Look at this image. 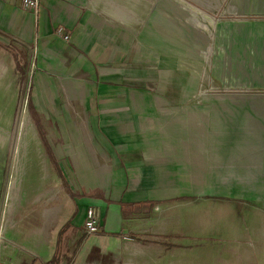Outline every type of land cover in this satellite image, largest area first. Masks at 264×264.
<instances>
[{"label": "rangeland", "instance_id": "obj_1", "mask_svg": "<svg viewBox=\"0 0 264 264\" xmlns=\"http://www.w3.org/2000/svg\"><path fill=\"white\" fill-rule=\"evenodd\" d=\"M39 2L29 9L28 40L12 21L0 29L3 258L21 246L18 235L46 234L67 202L68 181L48 145L80 134L97 145L102 125L124 123L118 128L128 135L183 145L180 154L175 148L180 186L194 196L184 210L160 212L159 226L144 215L137 237L94 251L92 264H220L226 248L230 260L240 254L231 232L217 235L216 211L225 225L264 220L262 203L223 196L215 210L213 196L246 189L260 195L264 180L213 184L211 132L220 153L264 146V100L256 96L264 95V0H72L92 31L81 25L78 38L65 35L59 46L39 34ZM77 39L91 46L76 47ZM114 86L131 90L99 92ZM53 252L50 264H60V250Z\"/></svg>", "mask_w": 264, "mask_h": 264}, {"label": "crops", "instance_id": "obj_2", "mask_svg": "<svg viewBox=\"0 0 264 264\" xmlns=\"http://www.w3.org/2000/svg\"><path fill=\"white\" fill-rule=\"evenodd\" d=\"M70 1L72 0H41L42 10L38 13L41 28L39 34L42 32V39L46 42L59 46L65 40V35L70 34L69 39L78 38L81 25L82 30L92 31L93 24L84 23L81 8L72 6ZM33 15V11L23 8L20 0H0V29L6 28L12 21L13 31L20 26L17 32L28 40ZM62 34L64 35L61 36ZM81 42V39H77L73 44L76 47L91 46ZM130 90L128 86H114L99 92L123 94ZM256 96H263L258 99L264 100V95ZM129 103L124 107H128ZM124 107L117 110L121 111ZM124 124L102 125L103 132H95L97 145H92L88 136L81 134L80 137L68 136L63 143L48 145L49 153L50 149L53 151L51 159L61 165L64 177L67 178L70 193L67 202L57 216L54 214L56 218L53 221L52 217L48 219L51 221L47 222L46 234L43 235L39 230L18 235L21 246L14 248L16 253L9 259L2 256L4 260L15 264H50L57 247L62 256L60 264H92L94 251L114 248L121 243L122 237H137L135 231L139 230L136 227L145 220L144 215L150 213V220L157 222L159 226L160 212L168 215L176 208L184 210L185 203L194 195L184 193L180 186L183 185L184 174L181 171L182 160H177L176 149L180 154L179 147L183 145L174 139H141L133 134L128 135L124 132L125 129L118 128ZM216 136V130L211 132V146H217L211 150L213 184L264 180V146L239 152L228 149L220 153L217 150ZM221 158L228 160L220 165ZM233 158L244 159L233 163ZM186 165L187 160L185 167ZM221 166L224 168L222 171ZM223 196L226 199L261 202L264 211V192L256 196L249 189L231 190L229 194L215 192V210L220 208L219 201ZM89 206L100 211L102 224L98 233L88 236L83 221ZM217 212V235L224 237V231L231 232L229 236L233 238L232 246L235 249L238 244L241 250L240 254L232 255L230 260V256H226L229 247L223 245L228 248L218 262L221 264L225 259V264H264V220L246 219L226 226ZM50 216L51 213L49 218ZM62 251L66 253L62 255Z\"/></svg>", "mask_w": 264, "mask_h": 264}, {"label": "built area", "instance_id": "obj_3", "mask_svg": "<svg viewBox=\"0 0 264 264\" xmlns=\"http://www.w3.org/2000/svg\"><path fill=\"white\" fill-rule=\"evenodd\" d=\"M20 1L23 4V8L27 10L29 9L32 10L33 8L34 10L37 11L39 9V4H40L39 0H20ZM66 38H68V36ZM83 222H84L85 232L88 236L98 233L102 224L100 211L96 207L89 206V208L86 210ZM0 264H15V263L12 261L9 262L4 260L2 258V255L0 254Z\"/></svg>", "mask_w": 264, "mask_h": 264}, {"label": "bare ground", "instance_id": "obj_4", "mask_svg": "<svg viewBox=\"0 0 264 264\" xmlns=\"http://www.w3.org/2000/svg\"><path fill=\"white\" fill-rule=\"evenodd\" d=\"M13 186V185H12ZM13 212V210H11L10 209V213H12ZM4 233H5V231L3 230V229H1L0 230V244H1V242L4 240L3 238H4Z\"/></svg>", "mask_w": 264, "mask_h": 264}, {"label": "trees", "instance_id": "obj_5", "mask_svg": "<svg viewBox=\"0 0 264 264\" xmlns=\"http://www.w3.org/2000/svg\"><path fill=\"white\" fill-rule=\"evenodd\" d=\"M33 114L35 115V111H33ZM38 120V118H36ZM38 123L40 124V121L38 120ZM41 126V125H40ZM44 140L46 141V143L48 144L47 142V139L44 138ZM50 156L53 157V151L52 149H50Z\"/></svg>", "mask_w": 264, "mask_h": 264}]
</instances>
